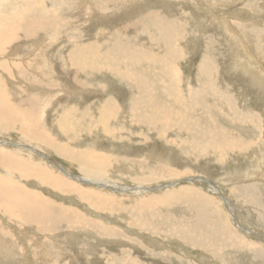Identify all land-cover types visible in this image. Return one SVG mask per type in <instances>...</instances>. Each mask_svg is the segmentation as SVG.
<instances>
[{"label":"rangeland","instance_id":"obj_1","mask_svg":"<svg viewBox=\"0 0 264 264\" xmlns=\"http://www.w3.org/2000/svg\"><path fill=\"white\" fill-rule=\"evenodd\" d=\"M12 1L0 14L31 9ZM42 1L43 10L35 16H51L55 24L33 39L17 34L16 43L0 55L20 63L25 78L11 65L0 73L6 74L10 92L34 98L36 135L33 129L26 135L0 128V141L34 148L50 168L38 162L40 155L18 156L37 171L73 189L112 198L120 207L111 214L96 212L72 194L23 180L26 192L73 207L101 227L69 230L66 220L46 236L2 217L0 264H264V0ZM45 10L50 12L45 15ZM40 45L50 47L52 66L43 64V56L37 59ZM83 48L84 61L95 64L89 74L60 61L63 52L67 60V53ZM28 64L33 66L29 76ZM112 101L118 112L108 109ZM100 122L120 131V137L103 136ZM39 133L48 141H39ZM62 147L89 159L101 153L106 173L71 162ZM59 169L72 178L88 181L91 175L116 187L82 186ZM136 186L151 191L131 193ZM142 195L153 205L144 208L143 217L138 214L139 221L130 212L137 203L133 197ZM102 228L109 235H99Z\"/></svg>","mask_w":264,"mask_h":264},{"label":"bare ground","instance_id":"obj_2","mask_svg":"<svg viewBox=\"0 0 264 264\" xmlns=\"http://www.w3.org/2000/svg\"><path fill=\"white\" fill-rule=\"evenodd\" d=\"M16 1V0H15ZM23 4H29L31 6V9L29 7H18V10L16 11V9H14L10 15H2L0 14V55H3L5 48H8L9 46L13 45L14 43H16V39H17V34H21L23 37L25 38H34L36 37V34L39 32V30H45L48 29L50 26H52V24H55L54 20L51 18L49 19H45V17H38L35 16L36 12L39 10V8H42L43 5V1L42 0H20ZM57 1V0H56ZM235 1V0H234ZM11 2H13L12 0H0V9L4 8L7 4H10ZM49 2V1H48ZM59 2V0L57 1ZM62 2V1H61ZM61 2H59L61 4ZM51 3H53L51 1ZM236 3V2H235ZM47 3H45L46 5ZM55 3H53L52 5H54ZM63 4V3H62ZM73 4V3H72ZM15 5V4H14ZM41 5V6H40ZM44 5V6H45ZM56 6V5H55ZM57 7V6H56ZM61 7V5H60ZM59 7V8H60ZM74 7V6H73ZM9 8V7H8ZM50 8V7H48ZM47 9V8H46ZM43 10V8H42ZM59 10V9H58ZM73 10V8H72ZM62 11V10H61ZM50 10L47 12V10H45V12L43 11V14L47 15V13H49ZM63 12V11H62ZM94 12V9H93ZM65 12H63V16ZM71 11L68 13L70 14ZM52 14V13H51ZM50 14V15H51ZM44 15V16H45ZM61 15V14H60ZM55 16V15H54ZM67 16V15H66ZM62 17V16H61ZM63 18V17H62ZM67 21V18H65ZM63 20V19H62ZM70 21V20H68ZM62 22V21H61ZM64 23V22H62ZM62 26V25H61ZM57 27V25H56ZM56 30V29H55ZM57 31V30H56ZM55 31V33H56ZM54 32V31H53ZM54 35V34H53ZM48 37V35H47ZM174 39V38H173ZM48 40V39H47ZM50 41V39L48 40ZM21 43V42H20ZM50 43V42H49ZM65 43V42H64ZM25 44V43H24ZM39 45V43H38ZM51 44H49L50 46ZM78 46V45H77ZM31 47H33L31 45ZM47 45H40V49L37 51V53H40L39 56H36L37 59H40V56L42 57V60H44V63L42 61V63L44 65H51L49 63L50 60H52V56H50V54L48 53L50 49V47H48ZM82 47V45H81ZM89 47V46H88ZM94 47V46H91ZM90 47V48H91ZM17 48V47H16ZM34 48V47H33ZM36 48V47H35ZM73 48V47H72ZM47 49H49L47 51ZM84 49H76L72 52L67 53L66 58L67 60H64L65 57H63L64 52L62 53V62H65L68 65V69L72 68L77 70L78 72H84L85 74L87 73V71H92L94 69V65L89 62V64L87 65V63L84 61V55H82L84 53ZM78 50V51H77ZM16 51V49L14 50ZM61 52V51H60ZM51 53V52H50ZM164 53V52H163ZM56 54V53H55ZM54 54V55H55ZM153 54V53H152ZM165 55V54H164ZM58 56V55H57ZM59 57V56H58ZM52 58V59H51ZM57 58V57H56ZM93 58V57H91ZM146 58V57H145ZM39 61V60H38ZM88 61V60H87ZM40 62V61H39ZM53 62V60H52ZM56 62V61H55ZM137 62V61H136ZM139 62V61H138ZM28 63H32V61H28ZM35 63V62H34ZM41 63V62H40ZM18 64H20L18 62ZM17 63H12V62H8L7 60H2L0 59V69H2L3 72H8V65L12 66V71L16 70L17 72H19V76L24 77L22 70L19 69V65ZM23 64V63H22ZM56 64V63H55ZM135 64V63H134ZM154 64V62H153ZM58 65V64H57ZM161 65V64H160ZM172 65V64H170ZM169 65V66H170ZM29 69L30 71H28L25 68V72L28 75V72H33V66L29 65ZM40 66V65H39ZM64 65L62 64V67ZM66 66V65H65ZM27 67V66H26ZM174 67V66H173ZM241 67V66H240ZM52 68V67H50ZM60 68V67H59ZM65 68V67H64ZM203 68V67H202ZM171 69V68H170ZM21 70V71H20ZM37 70V69H35ZM43 70V69H42ZM49 70V69H47ZM55 70V69H53ZM61 70V69H60ZM64 70V69H63ZM62 70V71H63ZM67 70V69H65ZM64 70V72H65ZM125 70V69H123ZM96 71V70H95ZM52 72V71H51ZM45 73V72H44ZM117 73V72H116ZM42 74V73H41ZM59 74V73H58ZM61 74V73H60ZM89 74V72L87 73ZM18 75V73H17ZM45 75L46 78H49V73H45L43 74ZM63 75V74H62ZM202 75V74H201ZM237 75V74H236ZM29 76V75H28ZM176 76V75H175ZM44 77V76H43ZM121 77V76H120ZM133 77V76H132ZM131 77V78H132ZM25 78V77H24ZM128 78V77H127ZM66 79V78H65ZM64 79V80H65ZM7 76L4 73H0V128H3L4 130H17L20 131L22 134L23 132L26 133V135L28 134V130L33 129V134H34V128L35 127V123L37 122L36 117H33V111L36 109L35 106V101L34 98L28 94L25 93H18V91H15L14 93L10 92V90H8L7 87ZM31 81H36L35 78H30ZM43 80H45L43 78ZM48 80V79H47ZM134 80V78H133ZM51 81L56 82L59 81L56 78H52ZM74 81V80H73ZM60 82V81H59ZM132 85L134 84V82H132L131 80L129 81ZM37 83V81H36ZM35 83V84H36ZM165 83V82H164ZM26 84V83H25ZM237 84V83H236ZM54 85V84H53ZM131 85V86H132ZM58 86V85H57ZM238 86V85H237ZM66 87V86H65ZM235 87V86H234ZM58 88V87H57ZM135 89V86L133 87ZM206 88V87H205ZM59 89V88H58ZM66 89V88H65ZM71 89V88H70ZM118 89V88H117ZM131 89V88H130ZM178 89V88H177ZM187 89V88H186ZM13 90V89H11ZM136 90V89H135ZM134 90V91H135ZM189 90V89H188ZM33 91V90H32ZM208 90H206L207 92ZM23 92V91H22ZM137 92V91H136ZM151 93V92H150ZM215 93V92H214ZM218 93V92H217ZM207 94V93H206ZM127 95V94H126ZM161 95V94H160ZM205 95V94H204ZM61 96V95H60ZM202 96V95H201ZM137 97V95H136ZM204 97V96H203ZM223 97V96H221ZM145 98V97H144ZM172 98V97H171ZM177 99V98H176ZM202 99V98H201ZM108 100V99H107ZM147 100V99H146ZM223 100V99H222ZM100 101V100H99ZM115 101V100H114ZM114 101H112V104L110 103V105H108V109H112V110H117L116 106L114 105ZM131 101V99H130ZM130 101L128 103H130ZM177 101V100H175ZM205 101V100H204ZM97 102V101H96ZM106 102V101H105ZM109 102V101H108ZM122 102V101H121ZM139 102V101H138ZM137 102V103H138ZM181 102V101H179ZM199 102V101H198ZM224 102V101H223ZM83 103V102H82ZM101 103V102H100ZM178 103V102H176ZM185 103V102H184ZM39 104V103H38ZM200 104V103H199ZM104 105V104H103ZM205 105V104H204ZM63 106V105H62ZM78 106V105H77ZM75 106V107H77ZM135 106V105H134ZM141 106V105H140ZM49 107V106H48ZM74 107V108H75ZM80 107V106H79ZM96 107H98V105H96ZM156 107V106H155ZM183 107V106H182ZM206 107V106H205ZM131 108V107H129ZM134 108V107H133ZM184 108V107H183ZM182 108V109H183ZM70 109V108H69ZM68 109V110H69ZM88 109V108H87ZM103 108H101L102 110ZM136 109V108H134ZM139 109V107H138ZM187 109V108H186ZM191 109V108H190ZM73 110V109H72ZM78 110V109H77ZM81 110V109H80ZM95 110V109H94ZM111 110V111H112ZM120 110V109H119ZM133 110V109H132ZM195 110V109H194ZM62 111V110H61ZM66 110H64L62 113H64ZM82 111V110H81ZM85 111V110H84ZM96 111V110H95ZM142 111V110H141ZM140 111V113H141ZM71 112V109H70ZM68 112V113H70ZM92 112V111H91ZM105 112V111H104ZM104 112H102L104 114ZM116 112V111H115ZM114 112V113H115ZM118 112V110H117ZM132 112V111H131ZM58 113H61L60 111H58ZM57 113V114H58ZM75 113V111H74ZM96 113V112H95ZM135 113V112H134ZM148 113V112H147ZM33 114V115H32ZM38 114V113H37ZM76 114V113H75ZM92 114V113H91ZM111 114V113H110ZM136 114V113H135ZM36 115V114H35ZM39 115V114H38ZM63 115V114H62ZM67 115V113H66ZM72 115V114H71ZM74 115V114H73ZM115 115V114H114ZM141 115V114H140ZM147 115V114H145ZM194 115V114H193ZM193 115H191L193 117ZM70 116V115H69ZM77 116V115H76ZM100 116V115H99ZM149 116V115H148ZM180 116V115H179ZM40 117V116H39ZM59 117V116H58ZM64 117V116H63ZM73 117V116H72ZM70 117V118H72ZM101 117V116H100ZM99 117V118H100ZM106 117V116H105ZM140 117V116H139ZM161 117V116H160ZM102 118V117H101ZM104 118V117H103ZM102 118V119H103ZM108 118V117H107ZM132 118V117H131ZM130 118V119H131ZM136 118V117H135ZM141 118V117H140ZM67 119V116H66ZM74 119V118H73ZM93 119V118H92ZM114 119V116H113ZM134 120V118H132ZM138 119V118H136ZM142 119V118H141ZM140 119V120H141ZM174 119V118H173ZM189 119V118H188ZM58 120V119H57ZM56 120V121H57ZM61 120V119H60ZM65 120V119H63ZM100 120V119H99ZM98 120V121H99ZM175 120V119H174ZM182 120V119H181ZM180 120V121H181ZM192 120H194L192 118ZM36 121V122H35ZM56 121H54L56 124ZM70 121V119H69ZM73 121V120H72ZM94 121V120H93ZM131 120H129L130 122ZM146 121V120H145ZM62 122V121H61ZM66 122V121H65ZM68 122V121H67ZM91 122V121H90ZM89 122V123H90ZM106 122V121H105ZM105 122H100L99 128L101 129V133H103L102 135L105 137H112V136H117L120 137L119 133L120 131L115 132V130H111L109 127H107V125H105ZM193 122V121H192ZM93 123V122H91ZM131 123V122H130ZM145 123V122H144ZM182 123V122H181ZM60 124V123H59ZM134 124V123H133ZM140 124V123H139ZM161 124V123H160ZM163 127H167V122L164 121L163 123ZM186 124V123H185ZM72 125V124H71ZM89 125V124H88ZM173 125V124H172ZM180 125V124H177ZM261 125V124H260ZM74 126V125H73ZM76 126V125H75ZM133 126V125H131ZM138 126V125H136ZM151 126V125H150ZM162 126V125H161ZM185 126V125H184ZM212 126V125H211ZM63 127V126H62ZM65 129L63 132L67 133V130L69 129V127L66 125H64ZM72 127V126H71ZM93 127V126H92ZM153 127V126H152ZM173 127V126H172ZM198 127V126H197ZM215 127V126H213ZM79 128L76 126V129ZM81 128V127H80ZM86 128V127H85ZM89 128V127H88ZM160 128V127H159ZM177 128V127H176ZM195 128V127H194ZM203 128V127H202ZM56 129V128H55ZM73 129V127H72ZM96 129V128H95ZM165 129V128H164ZM189 129V128H188ZM185 129V130H188ZM84 130V129H83ZM162 130V129H161ZM191 130V129H190ZM203 130V129H202ZM217 130V128L215 129V131ZM2 131V130H1ZM59 131V130H58ZM92 131V130H91ZM156 131V130H155ZM180 131V130H179ZM210 131V130H209ZM8 132V131H6ZM13 132V131H12ZM61 132V131H60ZM62 132V133H63ZM69 132V131H68ZM72 132V130L70 131ZM69 132V133H70ZM150 132V131H149ZM31 133V132H29ZM86 133V132H85ZM130 133V132H129ZM164 133V132H163ZM187 133V131H186ZM194 133V132H193ZM33 134H31V136H33ZM157 134V133H156ZM195 134V133H194ZM36 135V132H35ZM38 135V134H37ZM40 135V136H39ZM39 135L37 137L40 140L45 139V141L47 140V137L41 136L42 134L39 133ZM59 135V133H58ZM74 135V134H71ZM163 135V134H161ZM191 135V134H190ZM212 135V134H211ZM215 135V134H214ZM30 136V134H29ZM62 136V135H60ZM65 136V135H63ZM68 136V135H67ZM77 136V135H76ZM80 136V135H78ZM72 137V136H70ZM206 137V136H205ZM212 137V136H211ZM220 137V136H218ZM223 137V136H222ZM27 138V137H26ZM49 138V137H48ZM66 138V137H65ZM69 138V136H68ZM159 138V136H158ZM203 138V137H202ZM208 138V137H207ZM33 139V137H32ZM116 139V138H115ZM125 139V138H124ZM162 139V138H161ZM204 139V138H203ZM202 139V140H203ZM38 140V138H37ZM66 140V139H65ZM112 140V139H111ZM126 140V139H125ZM223 140V139H222ZM34 141V139H33ZM44 141V140H43ZM48 141V140H47ZM50 141V140H49ZM53 141V140H52ZM75 141V139L73 140ZM114 141V140H112ZM204 141V140H203ZM212 141V140H211ZM38 142V141H37ZM69 142V141H68ZM118 142V141H117ZM49 143V142H47ZM144 143V142H143ZM218 143V142H217ZM222 143V142H221ZM46 144V143H45ZM49 145V144H47ZM132 145V144H131ZM216 145V144H215ZM210 146V145H209ZM51 147V146H50ZM64 147V146H63ZM62 147V152L63 155L67 156L71 162L76 163L77 165H79L82 168H87L92 170L94 173H106L105 170L107 169V165L105 163H103V155L101 153H97V156L94 157V159H89L87 158L84 154H81L79 152H74L72 150H70L69 152H65V150H63L64 148ZM212 148V146H210ZM209 147V148H210ZM5 149V150H4ZM208 149V148H206ZM6 150H8L9 152H11V154L7 153ZM205 150V149H204ZM210 150V149H209ZM23 152V153H21ZM203 152V151H202ZM26 155L27 157L29 156V159L32 160V158H38L37 156L40 155L38 153H36V151H34V148L32 149L30 146H18V145H10L9 143L0 141V213H1V219L2 217H7L10 218L13 222H16L15 224H20L21 225H26L29 227H36L35 230L37 232H40L41 234H46V236H48V233H53L55 232V229L59 226H65V221L67 220L68 222V229L69 228H77L76 230H80L83 229L84 231L89 230V228L91 227H101L100 223H95L93 224L91 221H89L88 219H86L85 217L77 214L76 211H74V208L72 207V209L70 207H62V206H55L52 203H48L49 201H47L46 199H41L42 197L39 196L38 193L34 192V191H30V192H26L24 189V185H23V180H31L34 179L36 181H38V186H46L48 189H50L51 191H58L61 192V194H72L73 197H78V201H81L83 204L86 203L88 207H90V209L92 210H96V212H102V211H106V213L111 214V212H113L115 209L120 207V204L116 203L115 201H111L112 198H107V197H100V196H96L93 193L90 192H86V191H82L79 190L78 188L73 189V185L71 184H65V182L63 181H58L56 180L54 177L50 176V174H47L46 172H41V171H37L36 169H34L33 166H31L30 164L26 163L25 161L29 160L27 158H21V156L18 155ZM215 154V153H214ZM31 155V156H30ZM42 156V157H40ZM38 158L40 161H38L39 163L47 166L50 168V166L42 159H43V155H40ZM42 158V159H41ZM46 159V158H44ZM115 160V159H114ZM218 162V161H217ZM56 168V167H55ZM59 172L64 175L67 179L72 180V182L80 184V185H89L95 188H109L111 190H113V188L115 189L114 185L113 186H109L108 183H102L99 180H93L92 176L89 175L88 177L90 178L88 181L79 179V178H72V176H70L68 174V172H66V170H61L59 169ZM58 174V173H57ZM60 174V175H61ZM98 178H101L103 175H96ZM86 177V176H85ZM107 178V176H104ZM72 178V179H71ZM87 178V177H86ZM148 179V178H147ZM143 180V179H142ZM146 180V179H145ZM139 181V180H138ZM63 182V183H62ZM135 182V181H134ZM143 183H146V181H143ZM142 183V184H143ZM136 184V182H135ZM41 186V187H42ZM72 186V187H71ZM118 186V185H117ZM31 188V187H30ZM45 188V187H44ZM75 188V187H74ZM94 188V189H95ZM159 190L162 187H157ZM156 188V189H157ZM97 190V189H96ZM130 192L132 193H144L147 194L148 192L151 191L150 188H144L143 186H136L133 189H129ZM125 191V190H124ZM64 192V193H63ZM113 193V192H111ZM116 193V192H114ZM113 193V194H114ZM153 195V194H152ZM58 196V195H57ZM141 196V195H140ZM142 199H139L138 196L137 197H133L134 200H137V203L134 205L133 209L131 210V215L134 214V216H138V214H141V216L143 217L144 215V208H146L147 210L149 209V207L151 205H153V202H148V199L145 197V195ZM104 198H107L104 199ZM81 204V205H83ZM150 204V205H149ZM85 205V204H84ZM64 206V205H63ZM109 206V207H108ZM80 210V209H79ZM95 212V211H94ZM91 214V213H90ZM93 214V213H92ZM86 215V214H85ZM128 215V214H127ZM130 215V214H129ZM136 216V217H137ZM139 221H141V218L138 216ZM135 219V218H134ZM102 221V219H101ZM7 222V221H6ZM104 222V221H103ZM132 222V221H131ZM5 223V222H4ZM107 224V223H106ZM139 224V223H138ZM24 225V226H25ZM122 226V225H121ZM118 227V226H117ZM50 231H49V230ZM59 229V228H58ZM93 229V228H92ZM103 229V228H102ZM60 230V229H59ZM70 230V229H69ZM49 231V232H48ZM90 232H92L91 230H89ZM110 231H105V229L101 230L99 229V235L102 236H106L109 235ZM35 233V232H34ZM139 233V232H138ZM133 235V234H132ZM101 236V237H102ZM108 237V236H107ZM13 241V240H12ZM15 241V240H14ZM16 244V243H15ZM14 245V244H13Z\"/></svg>","mask_w":264,"mask_h":264}]
</instances>
